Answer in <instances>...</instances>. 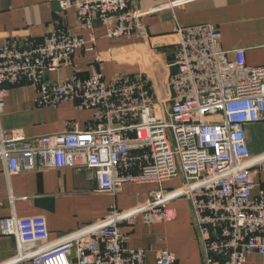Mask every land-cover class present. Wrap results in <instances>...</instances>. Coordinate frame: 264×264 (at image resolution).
Instances as JSON below:
<instances>
[{
	"label": "built area",
	"instance_id": "1",
	"mask_svg": "<svg viewBox=\"0 0 264 264\" xmlns=\"http://www.w3.org/2000/svg\"><path fill=\"white\" fill-rule=\"evenodd\" d=\"M58 3L60 13L74 9L86 30L100 22L110 38L131 37L144 16L130 0ZM177 34L171 94L161 104L144 74H117L108 82L100 67L88 79L46 82L47 72L73 64L75 51H93L63 27L41 40L18 38L0 48V110L5 86L28 82L40 90L42 105L71 101L93 113L84 131L31 140L21 131L1 134L0 162L8 176L72 168L86 171L99 193L114 196L129 184L155 186L149 201L115 208L58 240L43 216L2 219L1 233L14 240L16 255L1 264H178L168 250L154 251L148 262L145 250L127 249L121 227L139 217L170 224L178 216L173 203L187 198L205 264H247L251 255H264V189L253 196L264 155L253 156L247 135L249 126H264V67H249L244 50L231 60L218 26L177 28ZM179 177L181 188H165Z\"/></svg>",
	"mask_w": 264,
	"mask_h": 264
},
{
	"label": "crops",
	"instance_id": "2",
	"mask_svg": "<svg viewBox=\"0 0 264 264\" xmlns=\"http://www.w3.org/2000/svg\"><path fill=\"white\" fill-rule=\"evenodd\" d=\"M130 2L144 14L135 33L131 37L110 38L107 28L100 22L89 31L78 23L74 9L60 13L58 0H0V48L14 40H41L62 27L74 36L84 37L88 42L87 47L93 48V51H75L73 64L63 66L57 72H47L46 82L53 83L75 76L91 78L100 72V67L108 82L117 74L128 77L144 74L153 83V77L145 65L144 50H150L167 70L166 86L170 96L169 77L176 72L173 67L175 48L181 39L177 28L211 24L218 26L222 34V47L229 52L231 60L235 59L234 51L244 50L249 67H264V0ZM170 3L175 4L163 11H151ZM93 39L94 44L91 43ZM5 89L6 97L0 110V135L21 131L31 140L69 131H84L93 124L92 111L81 109L74 102L64 101L47 106L40 104V90L34 84L23 82L7 85ZM247 135L253 156L264 155V126H249ZM176 180L182 181V177L171 182ZM168 185L166 189H172L170 186L173 184ZM154 187L153 184H129L123 192L114 196L99 193L95 181L86 171L78 173L72 168L49 169L22 171L8 176L5 164L0 162V264L16 255L14 240L1 233L2 219L43 216L52 240H58L101 221L115 208L129 210L149 201ZM255 187L253 196L264 189V168L256 177ZM173 206L178 216L170 224L158 222L150 228L141 217L133 226L123 224L121 232L128 235L126 248L145 250L148 262H153L154 251L168 250L174 254L178 264H205L188 198L175 201ZM247 264H264V255H251Z\"/></svg>",
	"mask_w": 264,
	"mask_h": 264
},
{
	"label": "water",
	"instance_id": "3",
	"mask_svg": "<svg viewBox=\"0 0 264 264\" xmlns=\"http://www.w3.org/2000/svg\"><path fill=\"white\" fill-rule=\"evenodd\" d=\"M144 53L146 70H148L153 77V86L155 87L157 101H166L169 96V89L168 86H166L167 70L163 68L153 52L145 49Z\"/></svg>",
	"mask_w": 264,
	"mask_h": 264
},
{
	"label": "rangeland",
	"instance_id": "4",
	"mask_svg": "<svg viewBox=\"0 0 264 264\" xmlns=\"http://www.w3.org/2000/svg\"><path fill=\"white\" fill-rule=\"evenodd\" d=\"M138 75H141V74H138ZM248 144H249V140H248ZM261 146H263V142H262V145ZM178 180H176V182L174 181V183L173 182H171V183L169 182V185L173 184V185L170 186L172 188L170 190H177V189H179V188H181L183 186V180L182 181H178ZM167 185L168 184L165 185V188H167ZM156 223H158V222H154L153 224H146V223H144V224H146V226H148L150 228H153V226L157 225ZM161 223H163V222H161Z\"/></svg>",
	"mask_w": 264,
	"mask_h": 264
}]
</instances>
